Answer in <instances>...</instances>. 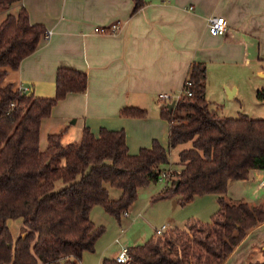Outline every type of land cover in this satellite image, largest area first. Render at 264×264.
<instances>
[{"label": "trees", "instance_id": "trees-1", "mask_svg": "<svg viewBox=\"0 0 264 264\" xmlns=\"http://www.w3.org/2000/svg\"><path fill=\"white\" fill-rule=\"evenodd\" d=\"M133 2L135 14L145 3ZM15 5L17 11L0 22V264H80L105 232L92 221L93 208L101 206L120 221L139 189L162 176L168 187L157 199L179 196L185 205L198 196L216 195L219 211L210 223L190 222L129 248L128 264H224L264 224V205L226 200L230 182L264 171V119L227 118L212 109L206 100V65L194 63L188 76L192 95H184L173 110L161 108L170 125L168 148L155 140L151 148L131 155L125 131L102 128L96 137L85 128L77 143H64L63 132L50 134L42 150L43 121L68 94L85 93L88 76L60 67L53 98L4 85L8 70H17L35 53L47 32L30 22L22 0H0V12ZM146 114L136 107L120 112L123 118ZM188 143L179 162L171 164L170 151ZM108 186L121 191L119 198L110 197ZM17 219L22 227L14 239L9 222ZM101 264L121 263L106 258Z\"/></svg>", "mask_w": 264, "mask_h": 264}, {"label": "crops", "instance_id": "crops-1", "mask_svg": "<svg viewBox=\"0 0 264 264\" xmlns=\"http://www.w3.org/2000/svg\"><path fill=\"white\" fill-rule=\"evenodd\" d=\"M144 3L133 14V0H22L30 22L47 32L35 53L24 59L17 70H8L4 85L11 84L15 90L27 87L36 97L53 98L60 67L88 76L86 92L68 94L54 106L50 118L43 121L40 144L44 133L48 139L50 134L63 132L64 141L81 139L85 128L98 137L104 128L125 131L131 155L151 148L157 138L168 148L170 125L160 117L162 102L158 95L182 91L194 63L206 65L209 103L213 102L209 101L213 96L211 70L242 73L264 63V0ZM210 17L226 20L224 35L208 32ZM118 23L115 33L96 32ZM220 87L228 91L231 99L242 94L236 84L232 88L222 81ZM126 107L144 109L147 114L144 118H123L120 112ZM190 147L188 143L175 148L176 160H171L170 153L175 149L171 150L170 163L177 164L180 152ZM232 189L236 195L239 192L232 200L264 205V171L255 170L247 180L230 182L226 196ZM95 208L92 217L99 212ZM122 249L108 258L116 260ZM92 254L84 253L80 264H101L107 258ZM254 262H264V224L252 230L224 264Z\"/></svg>", "mask_w": 264, "mask_h": 264}, {"label": "rangeland", "instance_id": "rangeland-1", "mask_svg": "<svg viewBox=\"0 0 264 264\" xmlns=\"http://www.w3.org/2000/svg\"><path fill=\"white\" fill-rule=\"evenodd\" d=\"M17 6H13L7 11L0 12V22L5 19L7 14L15 13ZM260 71V72H259ZM211 94L209 98L211 108L219 114L225 115L227 118H239L248 116L253 119H264V63L253 66L250 70L242 73L231 70H211ZM226 81L229 87L236 84L240 87L242 94L236 99H231L228 91L220 87V83ZM262 94V97H259ZM175 97L178 93L173 94ZM162 103V107L167 106ZM161 117V116H160ZM160 133V132H159ZM167 143V135L166 137ZM81 139H65L66 144L77 143ZM160 141V139L157 138ZM161 142V141H160ZM162 143V142H161ZM41 149L45 150L48 146L46 133L41 140ZM178 150H173L170 153L171 160H176ZM238 185V182H234ZM168 187L165 180L158 183L150 184L149 186L140 188L137 199L132 206L131 211H127V215L122 214L121 220L118 221L115 217L109 215L101 206H96L95 211H99L91 216L92 221L96 226L105 228V232L98 239L94 257H109L115 250L126 247L141 246L156 236V230L164 225L183 228L188 223L200 221L210 223L211 218L219 211V202L216 195L198 196L188 204L179 203V196L169 197L165 199H157ZM110 197L112 199L119 198L121 191L116 188L109 187ZM232 189L227 195L226 200L231 202H239L232 200L239 196ZM232 193V194H231ZM234 193V194H233ZM246 200H249L246 198ZM178 203V205L176 204ZM99 209V210H98ZM14 239L20 234L22 220H12L9 222ZM171 229L169 230V232ZM122 239H126L122 242ZM104 254V255H102Z\"/></svg>", "mask_w": 264, "mask_h": 264}, {"label": "built area", "instance_id": "built-area-1", "mask_svg": "<svg viewBox=\"0 0 264 264\" xmlns=\"http://www.w3.org/2000/svg\"><path fill=\"white\" fill-rule=\"evenodd\" d=\"M120 25L118 24H114L110 29H96V32L99 33H115L118 29H119ZM207 27H208V32L212 35H224L227 32V22L223 17H210L207 21ZM192 82L187 79L184 87L182 89V91H180L178 93V95H176V97L173 94H159L158 95V99L160 102L164 103V104H171L172 102H175V105L177 104V102L184 96V95H188L191 96L192 93L189 90V88L191 87ZM17 91H19L21 94H27L30 92V89L27 87H21L19 88ZM161 180H165V176H162ZM124 215H127V212L124 213ZM169 230L168 226L164 225L163 227H161L160 229L156 230V236H163L164 233H166ZM117 262L121 263V264H128L131 260L129 252H128V248H123L121 250V252L119 253L118 257H117Z\"/></svg>", "mask_w": 264, "mask_h": 264}, {"label": "water", "instance_id": "water-1", "mask_svg": "<svg viewBox=\"0 0 264 264\" xmlns=\"http://www.w3.org/2000/svg\"><path fill=\"white\" fill-rule=\"evenodd\" d=\"M169 110H173L175 107V102H172L171 104L167 105Z\"/></svg>", "mask_w": 264, "mask_h": 264}]
</instances>
